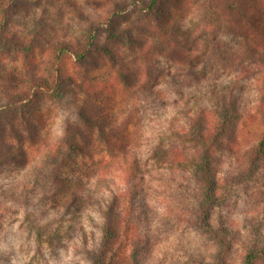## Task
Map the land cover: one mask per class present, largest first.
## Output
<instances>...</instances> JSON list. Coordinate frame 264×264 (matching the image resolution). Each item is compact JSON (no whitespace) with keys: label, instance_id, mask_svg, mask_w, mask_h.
<instances>
[{"label":"rangeland","instance_id":"rangeland-1","mask_svg":"<svg viewBox=\"0 0 264 264\" xmlns=\"http://www.w3.org/2000/svg\"><path fill=\"white\" fill-rule=\"evenodd\" d=\"M116 1H23L11 8L12 22L8 25L25 40L35 38L41 45L57 41L74 43L75 39L84 43L86 30L104 18L110 19V29H129L135 37L138 34L133 32L134 25H164L168 20L189 29L194 28V22L200 25L198 0H186V12L182 14L173 12V3L165 1L157 14H142L137 8L127 6L114 16L109 11ZM104 37L100 31L96 43H108ZM198 38L196 33L187 43L193 48L192 54L182 51L183 54L157 59L159 70L152 73L159 76L151 79L148 86L158 91L157 97L145 93L147 89L143 86L137 89V111L128 131L135 140L144 172L134 202L139 205L146 201L148 206L141 214V234L146 241L142 264H215L211 257L216 250L212 237L179 218L186 210L194 209L198 184L191 177L158 167L150 152L160 146L165 151L175 146L189 151L191 144L177 139L173 132L186 128V118L194 111L209 110L213 105L209 98L225 93L226 88L237 113H251L260 97L254 82L258 67L246 61L241 66H230L227 62V51L241 50L239 40L219 34L220 48H217L212 41ZM118 45L112 46L118 48ZM180 59L185 62H178ZM0 61L14 74V82L4 83L2 87L21 89L26 64L7 56ZM65 67L69 73L75 70L78 76L89 78L106 75L109 70V65L96 53L81 64L69 56ZM28 91L30 94L31 90ZM74 100L56 103L37 96L0 116V144L21 150L16 154L19 159L0 164V264H87L82 240L86 237L90 247L91 236L97 238L99 234L101 218L96 204L107 199L108 190L118 193L125 186L118 178L106 186L96 185L92 179L85 204L75 203L66 211L54 205L49 191L52 175L85 180L101 156L94 145L89 146V152L82 153L69 152L66 146L57 148L56 142L66 125L73 127L77 121ZM248 125L238 123L236 127V121L231 118L223 125V133L215 144L212 166L217 181L216 195L221 201L210 208L209 222L216 233L224 234L228 243L222 264H242L247 250H259L264 245V157L249 172V159L243 160L239 154L244 145L240 143V134L247 131ZM0 151L5 154L4 148ZM255 264H264V256Z\"/></svg>","mask_w":264,"mask_h":264},{"label":"trees","instance_id":"trees-1","mask_svg":"<svg viewBox=\"0 0 264 264\" xmlns=\"http://www.w3.org/2000/svg\"><path fill=\"white\" fill-rule=\"evenodd\" d=\"M23 1L33 3L36 0H0V58L7 56L18 60L26 64L27 69L21 83L23 87L14 86L9 90L2 86L14 82V74L9 73L4 62L0 61V102L3 104L0 105V116H6L17 104L37 96L56 103L75 98L73 110L77 121L73 127L66 125L56 142L57 148L66 146L69 152L82 153L89 152V146L94 145L99 148L101 156L95 163V170L86 174L85 180L52 175L50 196L60 210L66 211L75 203L85 204L92 179L96 180V185L114 183V178L125 184L118 193L108 190L107 199L96 204L101 218L99 234L97 238L91 236L93 244L90 247H87L86 237L82 240L87 264H142V248L146 241L141 234V214L148 206L146 201L139 205L134 202L144 172L128 126L137 111V89L143 86L149 96H158V91L148 87L159 76L152 73L159 70L157 59L183 54L182 51L192 54L193 48L187 43L196 33L199 40L212 41L217 48H220L219 34H228L240 41L241 50L225 54L230 66H241L246 61L259 69L254 82L260 97L253 111L237 113L226 88L225 93L209 98L213 103L209 110L194 111L191 116L186 114V128L173 132L177 139L191 144L189 151L178 146L165 151L160 146L150 152V158L158 167L191 177L198 184V196L193 197L194 209L186 210L179 218L184 224L212 237L216 250L211 257L215 264H222L228 243L224 234L216 233L209 222L210 208L221 201L216 195L217 181L212 166L215 144L223 133V125L233 118L236 127L238 123L250 125L245 133L240 134V143L244 145L239 151L243 160L249 159V172L257 160L264 157V0H198L200 25L194 22V28L189 29L171 20L164 25H134L132 28L137 37L129 29H110V19L104 18L86 30L84 43L75 39L74 43L57 41L45 45L39 44L35 38L25 40L10 29V10ZM165 1L173 3V12H186V0H117L109 12L116 16L127 6H132L142 14H157ZM100 31L108 43H96ZM112 45H118V48ZM93 53L102 56L109 65L106 75L89 78L78 76L75 70L73 73L67 71V57L71 56L75 63L81 64ZM181 60L178 62H185ZM27 88L31 90L30 94ZM3 148L5 154L0 151V164L19 159L16 154L21 153L20 149L7 143L0 144V149ZM144 214L147 216L148 211ZM263 256L264 245L259 250H247L242 264H255Z\"/></svg>","mask_w":264,"mask_h":264}]
</instances>
